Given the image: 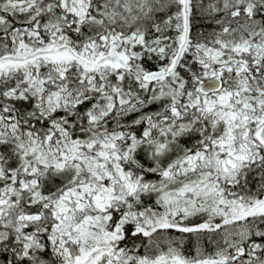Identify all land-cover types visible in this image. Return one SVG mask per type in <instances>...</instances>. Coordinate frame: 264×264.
Here are the masks:
<instances>
[{
	"label": "snow or ice",
	"instance_id": "1",
	"mask_svg": "<svg viewBox=\"0 0 264 264\" xmlns=\"http://www.w3.org/2000/svg\"><path fill=\"white\" fill-rule=\"evenodd\" d=\"M0 264H264V0H0Z\"/></svg>",
	"mask_w": 264,
	"mask_h": 264
}]
</instances>
